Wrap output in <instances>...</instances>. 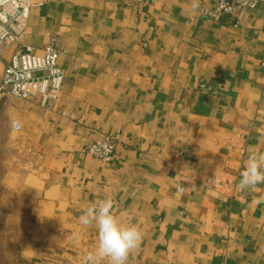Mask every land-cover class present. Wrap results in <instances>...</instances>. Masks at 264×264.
<instances>
[{"label":"crops","instance_id":"obj_1","mask_svg":"<svg viewBox=\"0 0 264 264\" xmlns=\"http://www.w3.org/2000/svg\"><path fill=\"white\" fill-rule=\"evenodd\" d=\"M30 1L21 41L41 53L57 34L66 79L51 108L0 95V133L25 154L7 174L30 198L24 257L91 264L79 217L111 197L143 233L127 264H264V184L239 188L264 153V3L233 26L203 14L217 0ZM106 134L111 163L84 151Z\"/></svg>","mask_w":264,"mask_h":264},{"label":"built area","instance_id":"obj_2","mask_svg":"<svg viewBox=\"0 0 264 264\" xmlns=\"http://www.w3.org/2000/svg\"><path fill=\"white\" fill-rule=\"evenodd\" d=\"M261 3L264 0H217L213 7L205 8L203 14L217 21L229 17L233 26H239L246 12ZM31 7L30 0H0V63L3 66L0 95L35 101L42 108H51L63 90L66 73L58 65L61 51L57 34L50 36L41 53L21 41ZM13 44H17L16 50L9 58L4 57L1 50ZM14 128L19 129L20 125L14 123ZM117 147V136L106 134L87 144L84 151L104 163H111ZM183 190L184 187L177 189L178 192Z\"/></svg>","mask_w":264,"mask_h":264},{"label":"clouds","instance_id":"obj_3","mask_svg":"<svg viewBox=\"0 0 264 264\" xmlns=\"http://www.w3.org/2000/svg\"><path fill=\"white\" fill-rule=\"evenodd\" d=\"M259 184H264V153H249L239 188L254 189ZM114 208V200L105 197L87 207L79 217L83 226L94 225L97 229V246L88 254L91 264H102L105 260L108 264H127L129 254L143 239L140 228L119 220Z\"/></svg>","mask_w":264,"mask_h":264},{"label":"rangeland","instance_id":"obj_4","mask_svg":"<svg viewBox=\"0 0 264 264\" xmlns=\"http://www.w3.org/2000/svg\"><path fill=\"white\" fill-rule=\"evenodd\" d=\"M11 138L8 131L0 133V264H32L24 257L32 236L30 198L19 183L7 180L10 161L23 163L25 154L16 143H8Z\"/></svg>","mask_w":264,"mask_h":264}]
</instances>
